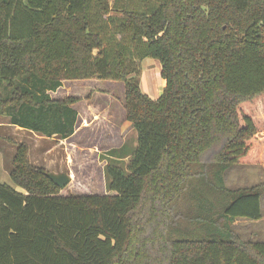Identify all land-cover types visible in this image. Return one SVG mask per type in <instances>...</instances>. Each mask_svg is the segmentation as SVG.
Wrapping results in <instances>:
<instances>
[{"label":"trees","instance_id":"1","mask_svg":"<svg viewBox=\"0 0 264 264\" xmlns=\"http://www.w3.org/2000/svg\"><path fill=\"white\" fill-rule=\"evenodd\" d=\"M145 59L164 81L154 100ZM90 79L123 85L136 145L111 152V194L63 196L15 144L0 264H264V242L234 231L262 218L264 183L224 179L264 162V0H0V117L66 140L80 99L52 94Z\"/></svg>","mask_w":264,"mask_h":264},{"label":"rangeland","instance_id":"2","mask_svg":"<svg viewBox=\"0 0 264 264\" xmlns=\"http://www.w3.org/2000/svg\"><path fill=\"white\" fill-rule=\"evenodd\" d=\"M157 64L158 62L153 59H145L139 63L137 76L144 94L148 92L151 95V93L157 92L160 95L161 93L163 82L160 80ZM122 91L123 85L115 81L96 79L65 81L62 87L53 94V98L76 97L80 99V102L74 107L79 114L76 129H81L69 139L65 147H58L56 143L48 140L23 137V142H30V145L24 142L29 149L30 162L49 166L48 173L53 174L51 171H56V174L69 175L71 181L60 190V195L111 194L108 191V179L104 171L105 165L112 162V158L115 157L114 154L111 155V152L119 150L124 145L127 149H132L136 145V138L133 134L135 131L124 117ZM258 118H261L260 113H258ZM262 136L264 135L259 137ZM12 137L15 138V134ZM6 142L11 143V140L0 136V184H6L16 191H20L9 179L10 172L7 169L10 166L8 164L11 157L4 156L5 164L1 158V151L6 152ZM12 144L15 145L13 142ZM41 149L52 150L51 154L43 155L45 159L49 158L48 161L51 164L53 162L60 164V161L63 160V153H67V165L59 169L58 165L53 166L48 161L45 163L44 160H39V150ZM126 162L127 159L117 163L125 168ZM60 166H63V163ZM224 179L226 187L230 190L264 183V162L232 166L226 171ZM261 206L263 207L261 209L263 220L259 223L248 221L235 223L234 231L242 241L264 242V195L261 198Z\"/></svg>","mask_w":264,"mask_h":264},{"label":"crops","instance_id":"3","mask_svg":"<svg viewBox=\"0 0 264 264\" xmlns=\"http://www.w3.org/2000/svg\"><path fill=\"white\" fill-rule=\"evenodd\" d=\"M158 65V73H159V71H160V65H159V63L157 64ZM160 80L163 82V86H164V81L160 78ZM148 93V92H147ZM145 93L147 96H149L151 99H157L158 98V95H159V93H157V92H153V93H151V95L148 93ZM52 96H53V94H52ZM75 108V107H74ZM76 109V108H75ZM78 119H79V114H78ZM81 129V128H80ZM80 129H76L75 130V133L73 134V136H71L70 138H72V137H74L77 133H78V131L80 130ZM133 131V130H132ZM13 134H15V138H13L12 137V135ZM133 134H134V136H135V138H136V134L133 132ZM0 136H2V137H4L5 139H10L11 140V142H13V143H15V144H20V143H24L23 142V137L24 138H35V139H37V140H48V141H51V142H53V143H56L57 145L56 146H63V147H65L66 146V143L69 141V139L70 138H68V139H66V140H60L59 138H51V139H48V138H45V137H43V136H41V135H38V134H35V133H32V132H28V131H24V130H21V129H19V128H17V127H13V126H11L10 124H9V121H8V119H6V118H3V117H0ZM7 143V148H6V152H4V150L3 151H1L2 153H1V158H2V161H3V164H5L4 162H6L5 160H4V156H7V155H9L11 158H10V163L8 164V165H10L9 167H8V172H10V170L12 169V160H13V156H14V154H15V150H16V146L14 145V144H12V143H8V142H6ZM26 144H28V145H30V142H25ZM55 146V147H56ZM38 149V148H37ZM53 149V148H52ZM40 152H39V160H41V161H43L44 160V162L46 163L47 161H48V159L49 158H44L43 157V155H48V154H51L52 152V150L51 149H41V150H39ZM63 160L62 161H60V164H62L63 163V166H60V164L57 162V163H55V162H53L52 164H51V162L50 161H48V162H50V165H53V166H56V165H58L59 166V169H62L63 167H64V165H67V153L66 154H64L63 153ZM48 157V156H47ZM31 163V165H33V166H35V167H39V168H43L44 170H46L47 172H49V169H48V167H47V165L46 166H44V165H41V164H33V162L31 161L30 162ZM7 167V166H6ZM51 172H53V174H56L57 172L56 171H51ZM261 209H263V207L261 206ZM263 220V215H262V218L260 219V220H258V221H248V220H244V219H239V220H236L235 221V223L237 222V221H248V222H252V223H259L260 221H262ZM235 223H234V225H235Z\"/></svg>","mask_w":264,"mask_h":264},{"label":"water","instance_id":"4","mask_svg":"<svg viewBox=\"0 0 264 264\" xmlns=\"http://www.w3.org/2000/svg\"><path fill=\"white\" fill-rule=\"evenodd\" d=\"M47 178L56 186L59 188V190H62L65 188L66 185L70 183V177L66 174H51L47 173Z\"/></svg>","mask_w":264,"mask_h":264}]
</instances>
